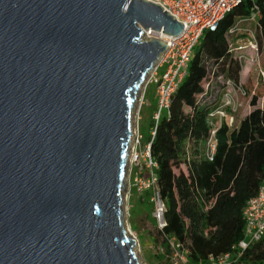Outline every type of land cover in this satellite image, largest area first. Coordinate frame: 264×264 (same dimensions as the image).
Instances as JSON below:
<instances>
[{"label": "water", "instance_id": "obj_1", "mask_svg": "<svg viewBox=\"0 0 264 264\" xmlns=\"http://www.w3.org/2000/svg\"><path fill=\"white\" fill-rule=\"evenodd\" d=\"M184 25L144 0H0V264H139L136 95Z\"/></svg>", "mask_w": 264, "mask_h": 264}, {"label": "trees", "instance_id": "obj_2", "mask_svg": "<svg viewBox=\"0 0 264 264\" xmlns=\"http://www.w3.org/2000/svg\"><path fill=\"white\" fill-rule=\"evenodd\" d=\"M256 6L245 0L216 32L204 34L201 49L195 52L188 75L172 98L169 114L162 116L152 144L158 186L166 207V227L160 234L188 244L189 261L194 264L230 252L242 240L244 209L258 195L264 179V109L257 107L259 98L253 96L254 110L238 129L231 130L224 121L218 124L211 117L222 106L221 97L213 91L214 80L224 79V88L228 80L240 83L241 66L231 59L229 45L230 38L241 29L239 21L258 20L257 46L264 49V1ZM232 29L236 31L230 34ZM213 125L216 151L208 160L204 146ZM188 148L193 153L190 160ZM185 163L189 176L176 175L174 169ZM244 259L264 264V238Z\"/></svg>", "mask_w": 264, "mask_h": 264}, {"label": "built area", "instance_id": "obj_3", "mask_svg": "<svg viewBox=\"0 0 264 264\" xmlns=\"http://www.w3.org/2000/svg\"><path fill=\"white\" fill-rule=\"evenodd\" d=\"M131 1V0H130ZM154 5H158L164 12H167L177 22L184 25L183 32L178 36L165 34L163 31H145L144 40H158L166 46L165 52L160 56L153 70L147 76L144 84V95L138 111L137 122L133 119L131 137V155L133 163L140 167L142 172L148 174L147 178H136L134 186L139 191L151 192V203L153 204V216L158 225L159 232L166 227L165 212L166 207L161 198L158 178L156 175L157 163L153 160L151 150L156 136L159 122L165 114H169L173 96L176 94L184 80L186 79L190 64L194 58L195 50L200 45L201 39L207 32H216L221 22L235 8L240 6L245 0H144ZM255 8L259 1L250 0ZM255 18V17H254ZM254 18L250 20H254ZM236 29L230 30L233 34ZM252 44V48H257ZM264 77V71L261 70ZM155 87L157 96L156 109L153 114V127L151 128L149 139L146 141L140 130L141 110L145 105V95L149 87ZM227 88L233 86V82H226ZM228 101L214 113L212 118L219 122L226 117L228 106L234 107L229 94H226ZM209 123H212L209 120ZM214 126V125H213ZM212 134L204 146L205 159L212 160L216 151V126L213 127ZM245 229L242 240L236 244L230 252L219 256H209L203 264H259L246 261L245 255L264 238V179L258 195L251 199L245 209ZM171 252L173 264H188L189 246L179 241L174 236L162 235Z\"/></svg>", "mask_w": 264, "mask_h": 264}, {"label": "rangeland", "instance_id": "obj_4", "mask_svg": "<svg viewBox=\"0 0 264 264\" xmlns=\"http://www.w3.org/2000/svg\"><path fill=\"white\" fill-rule=\"evenodd\" d=\"M256 22H258L257 19ZM256 22L239 21L238 25L241 29L229 40L231 59L237 61L241 66L239 85H235L232 81V87L224 88L223 83L225 80L221 78L214 80L213 83L215 88L213 91L221 97L222 104L228 101L226 94L230 95L229 99L232 104H235L234 107L232 105L227 107L226 117L222 119L230 126L231 130L238 129L244 118L254 110L251 107L253 96L256 95L259 98L257 107L264 109V77L261 75V70L264 71V49L252 48V44L257 45L258 42L259 31ZM200 49L201 45L196 48L195 52H199ZM144 84L136 95L133 112L135 124L144 95ZM207 86L208 84H206ZM144 100L145 105L141 110L140 130L147 141L153 127L152 117L157 104L154 86L148 88ZM220 122L218 121V124ZM187 150L188 159L190 160L193 153L189 148ZM174 172L178 176H189V167L185 163L181 167L175 168ZM140 177L147 178L148 174L145 171L142 172L140 167L133 163L130 146L122 191L125 232L135 242L134 253L139 264H173L170 249H167L158 225L153 221L151 192L139 191L134 186V180ZM188 264L194 263L188 261Z\"/></svg>", "mask_w": 264, "mask_h": 264}]
</instances>
